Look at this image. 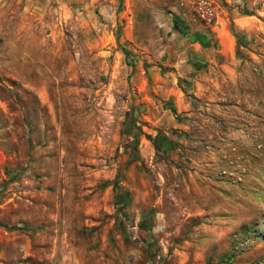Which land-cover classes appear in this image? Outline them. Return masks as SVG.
<instances>
[{
  "label": "rangeland",
  "instance_id": "1",
  "mask_svg": "<svg viewBox=\"0 0 264 264\" xmlns=\"http://www.w3.org/2000/svg\"><path fill=\"white\" fill-rule=\"evenodd\" d=\"M201 1L0 0V264H264V0H205L211 80Z\"/></svg>",
  "mask_w": 264,
  "mask_h": 264
},
{
  "label": "crops",
  "instance_id": "2",
  "mask_svg": "<svg viewBox=\"0 0 264 264\" xmlns=\"http://www.w3.org/2000/svg\"><path fill=\"white\" fill-rule=\"evenodd\" d=\"M184 22L183 27H186L183 31H180L184 37L185 42L188 40H194V54H188L187 46L184 47V56L180 59L181 62H185V65L181 68L182 71H203L204 74L207 70L208 79L211 78L212 74V21L203 23L197 20H185L182 16H179ZM252 15L244 14L240 17H235L234 27L237 30L246 31L249 27L246 22L255 23V21L250 18ZM259 27V23L256 24ZM221 29L216 32L219 42L222 43L223 38L220 34ZM232 43L234 42V37L230 34ZM190 44V43H189ZM189 47V45H188ZM222 51V50H220ZM188 52V53H187ZM192 69V70H191ZM193 71V72H194ZM206 73V74H207ZM199 74V72H198ZM204 79V78H203ZM202 80V79H201ZM196 81V80H195ZM198 84H202L200 80L196 81ZM168 97L172 96V106L176 107L178 111H186L189 109V103L186 101L184 94L180 88L174 89L168 88Z\"/></svg>",
  "mask_w": 264,
  "mask_h": 264
},
{
  "label": "built area",
  "instance_id": "3",
  "mask_svg": "<svg viewBox=\"0 0 264 264\" xmlns=\"http://www.w3.org/2000/svg\"><path fill=\"white\" fill-rule=\"evenodd\" d=\"M196 13L203 20L207 22L212 21L213 9L209 2L205 0L199 2L198 6L196 7Z\"/></svg>",
  "mask_w": 264,
  "mask_h": 264
},
{
  "label": "trees",
  "instance_id": "4",
  "mask_svg": "<svg viewBox=\"0 0 264 264\" xmlns=\"http://www.w3.org/2000/svg\"><path fill=\"white\" fill-rule=\"evenodd\" d=\"M232 34L237 38V35L235 34L234 30H232ZM238 43H241V39L238 38ZM128 146H125V148L127 149Z\"/></svg>",
  "mask_w": 264,
  "mask_h": 264
}]
</instances>
